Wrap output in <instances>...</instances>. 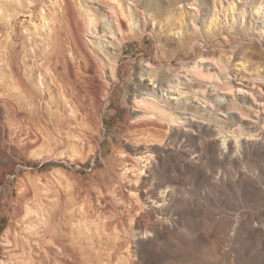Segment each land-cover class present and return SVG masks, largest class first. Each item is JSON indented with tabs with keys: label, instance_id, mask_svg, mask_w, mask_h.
I'll use <instances>...</instances> for the list:
<instances>
[{
	"label": "rangeland",
	"instance_id": "374dc122",
	"mask_svg": "<svg viewBox=\"0 0 264 264\" xmlns=\"http://www.w3.org/2000/svg\"><path fill=\"white\" fill-rule=\"evenodd\" d=\"M70 1L0 0V264H264V0Z\"/></svg>",
	"mask_w": 264,
	"mask_h": 264
},
{
	"label": "bare ground",
	"instance_id": "6f19581e",
	"mask_svg": "<svg viewBox=\"0 0 264 264\" xmlns=\"http://www.w3.org/2000/svg\"><path fill=\"white\" fill-rule=\"evenodd\" d=\"M54 3H55V7L57 8V9H59V11H62V12H69L68 14L69 15H71V17H72V20H74L75 21V9H74V4L70 1V0H54ZM223 7V6H222ZM111 8H113V9H115V10H117V8H119V5L118 4H116V5H111ZM232 8H233V6H232ZM30 9V8H29ZM204 12L205 13H207V15H208V17H209V19H210V21H209V26H208V30H207V32H205L206 34L207 33H211V32H213V28H214V26L216 25V23H215V21H216V19H217V14H216V12H215V4H214V0L212 1V3H210V2H206V1H203L202 0V18H203V14H204ZM66 13V14H67ZM255 13L256 14H259V9L258 8H256V11H255ZM50 17V16H49ZM51 19V21L53 20V17H51L50 18ZM260 19V18H259ZM31 21H32V19H30ZM193 20V19H192ZM51 26V25H50ZM49 26V30L50 31H52V28ZM259 28L261 29V30H264V19H262V20H260V22H259ZM231 30V32H236L237 30H239L238 28H236V29H230ZM215 32V31H214ZM203 33L204 32H202V35H203ZM228 59H227V61H226V59H220V61H219V63H218V67H219V70H220V72L222 73V75H224V76H227L228 75ZM51 72V71H50ZM236 75H238L239 77H244V75H242V72H240V71H238V72H234ZM231 82L230 81H227V87H226V89L227 88H229V84H230ZM170 88H172V89H176L177 88V85H172V87H170ZM155 89L157 90V91H155ZM59 91V90H58ZM61 91V90H60ZM156 92H159L158 91V86H154V87H152V89H151V91L150 90H147V95H150L151 97H153V98H156L155 97V94H156ZM158 94V93H157ZM215 102H217V104H218V110H221V111H223V112H225L226 114H228L229 113V111H231V110H235V111H237L240 115H246L247 114V111H246V108L248 109L249 107H250V105H247V107L244 105L245 104V102L243 103V104H238L237 102H233V101H231V100H228V99H225V100H223V101H218V100H215ZM152 106H154L155 107V104L154 103H150ZM173 106L174 107H179V106H181V107H184L185 106V104L184 103H179V101H176V103H174L173 104ZM171 121H173L172 119H171ZM239 132L241 131V130H238ZM235 138H237V137H235ZM236 140V139H235ZM226 139H223L222 140V144L223 145H226ZM235 143H237V140L235 141ZM221 144V145H222ZM147 165H149V164H147ZM137 194V193H136ZM133 207V206H132ZM149 234V233H148Z\"/></svg>",
	"mask_w": 264,
	"mask_h": 264
}]
</instances>
